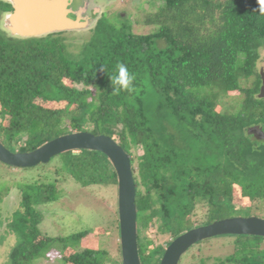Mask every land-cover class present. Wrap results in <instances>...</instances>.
I'll use <instances>...</instances> for the list:
<instances>
[{
	"label": "trees",
	"instance_id": "1",
	"mask_svg": "<svg viewBox=\"0 0 264 264\" xmlns=\"http://www.w3.org/2000/svg\"><path fill=\"white\" fill-rule=\"evenodd\" d=\"M159 3L143 20L157 28L154 33L135 35L102 16L75 47L77 53L65 49V39L59 37L63 33L23 39L0 32V143L24 153L73 132L110 137L130 158L139 229L157 216L176 239L192 228L250 210L235 209L234 190L241 202L255 207L264 203V140L248 133L258 128L264 138V98L258 97L256 69L259 51H264V0ZM5 5L0 1V18ZM121 63L134 76L130 91H114L117 86L110 81ZM251 78V86L244 88ZM235 91L240 99L229 107L226 99ZM59 156L62 169L55 173L62 179L70 176L82 187L117 183L101 153ZM59 182L52 178L21 185L16 212L0 215L1 232L16 240L6 264L51 263L45 250L54 243H59L60 254L72 251L62 263L104 264L108 255H115L118 261L112 264H119L114 211L101 227L112 239V254L105 248L77 251L73 246L87 231L72 235V244L42 235L38 207L56 200ZM138 230L141 264H158L153 256L162 247L144 255ZM230 237L246 241L253 252L218 259L219 264H264V250L259 251L264 238Z\"/></svg>",
	"mask_w": 264,
	"mask_h": 264
},
{
	"label": "rangeland",
	"instance_id": "2",
	"mask_svg": "<svg viewBox=\"0 0 264 264\" xmlns=\"http://www.w3.org/2000/svg\"><path fill=\"white\" fill-rule=\"evenodd\" d=\"M104 1H106L105 5L97 0H91L90 2L87 16L90 18L92 16V20L89 21L91 28L81 29L77 32H66L59 36L65 39L64 45L68 52L71 51L77 53L79 51L78 48L75 47L90 36L93 25L100 17H102L103 13V20L105 22L112 25L121 23L127 30L135 35H147L154 33L157 30L154 26L144 25L143 20L145 15L150 12H154L156 7L160 5L159 0H109V3L108 0ZM92 12L94 14H92ZM117 13L120 14L122 18L124 17V21L118 20L116 15ZM83 18L84 17H82V19ZM259 56L260 59L256 66L257 73L262 71L264 74V51L260 50ZM252 82L253 78H251L248 82H244V88L250 87ZM239 95L240 93L237 91L230 92L226 102L228 104L231 102L233 103V101H236V97L240 99ZM38 103L44 106L47 104L41 101ZM232 103L229 107H231ZM55 106L59 107V105ZM221 109L222 107L219 105L216 107L217 111H220ZM1 123L3 125L7 124L6 121H1ZM255 137L259 141L264 140L263 136H257L255 134ZM59 158L60 156H56L51 159L49 163L39 165L29 170H14L0 164V200L1 202L3 201L0 203V215L4 214L5 217H10L16 212L21 199V185L33 181L36 182L38 180L41 182H51L52 178L59 179L60 182L58 183L59 187L57 189L58 194L56 200L38 207L41 214L39 229L42 235L52 239L65 238L66 242L72 244V240L70 239L72 235L82 231H87V234L84 235L78 244L73 246L77 249V251L82 249H94L101 251L105 248L107 253L112 254V239L108 233H104L103 228L101 227L103 224H106L107 219L112 216L113 211L114 213H117L116 184H111L110 186L82 187L79 184L73 183V181L70 180V176L66 179H62V176H59L60 174L55 173L62 166L61 162L58 160ZM50 175L54 176L50 177ZM237 194L238 191L234 190L233 202L236 203L235 209L240 210L250 207V210H240L238 213L229 215L244 218L251 217L252 215V217L264 219V203H260L257 207H255V205H251L245 199L241 202ZM197 213L199 214L196 219H199L202 212L198 211ZM217 218L219 217L217 216ZM191 223L192 225L198 224L195 223V221H191ZM138 229L139 226L137 225V230ZM153 230L152 228H149L146 233L151 240L158 244L160 243V238ZM141 233L142 230L139 229L138 234ZM15 242L16 240L14 235L11 236L10 234L3 233L0 230V263L3 262L6 264L8 254ZM196 245L192 246L189 251L181 256L182 258L179 264H219L217 262L218 259L223 261L230 255L245 254V256H247L253 252V249L252 252L249 251L251 248V246L249 247V243H246V241H237L234 237L230 236L211 238L201 241ZM154 247V244L148 246L146 254L149 255L150 251ZM244 248L248 250H244ZM263 250L264 241L260 245L259 251L261 252ZM61 251L62 249L59 247V243L58 245L56 243L52 244V249L45 250V254L47 257H50L52 261L51 263L44 261V263L69 264L62 263L60 261L67 258L72 251L66 250L65 253L62 252L60 254ZM110 256L108 255L106 257L107 259L105 260L108 261L104 264H112L114 261H118V258L115 259V255L114 258Z\"/></svg>",
	"mask_w": 264,
	"mask_h": 264
},
{
	"label": "water",
	"instance_id": "3",
	"mask_svg": "<svg viewBox=\"0 0 264 264\" xmlns=\"http://www.w3.org/2000/svg\"><path fill=\"white\" fill-rule=\"evenodd\" d=\"M12 12L4 16V28L17 38H38L53 33L86 29L87 20L72 14L70 0H4ZM80 20H84L80 22ZM259 98H264V74L259 73ZM256 129L248 133L256 134ZM258 131V130H257ZM260 132V131H259ZM262 136V133L260 132ZM71 151H93L103 154L117 178V215L120 264H141L137 246L136 187L128 154L110 137L87 132H73L57 137L31 152H11L0 143V163L17 170L45 165L56 156ZM250 236L264 238V219L232 217L195 227L176 239L168 247L159 264H178L190 248L215 237Z\"/></svg>",
	"mask_w": 264,
	"mask_h": 264
},
{
	"label": "flooded vegetation",
	"instance_id": "4",
	"mask_svg": "<svg viewBox=\"0 0 264 264\" xmlns=\"http://www.w3.org/2000/svg\"><path fill=\"white\" fill-rule=\"evenodd\" d=\"M1 2H3L4 4H7L8 6H10V11L9 10H7V5H5L6 6V10L3 12V13H1V18H0V32L2 33V34H6V36H11V37H13L5 28H4V24H3V21H4V16L6 15V14H8V13H11L13 10H12V6L10 5V4H8L7 2H5L4 0H0ZM71 1V4H70V6H68V9H71V11H72V14L70 15V16H72L73 15V13H77L78 15H79V17L80 18H82V17H84V20L86 19H88L87 20V24L89 23V21L90 20H92V16H91V18L89 17V16H87V14H88V7H89V5H90V2H91V0H70ZM98 2H101V3H103L104 5H105V3H106V1H104V0H97ZM108 3H109V0H108ZM108 3H107V5H108ZM9 8V7H8ZM100 9V8H99ZM92 14H94L93 12H92ZM104 14V13H103ZM103 14H102V16H103ZM117 15V17L119 18V19H123L122 18V16L120 15V14H116ZM72 18H74L75 19V16H72ZM84 20H80V22H83ZM2 21V22H1ZM91 28V27H90ZM71 32H75V31H71ZM77 32V31H76ZM256 131V135L257 136H261L260 135V132L259 131H257V130H255ZM173 205H174V203H173V197L171 198V202H170V207L171 208H173ZM168 206V205H167ZM176 212H177V210H176ZM177 217V216H176ZM163 226H164V218L163 219H160L159 217H157V216H154L153 218H152V220L150 221V223H148V225H147V227L145 228V227H143V231H142V233H141V235H140V237L141 238H143L142 239V243H143V246L146 248V251H145V253H144V255H147L146 253H147V250H148V246H150V245H155V247L150 251V253L151 252H154L155 251V249L157 248V247H162V252H160V254L159 253H156V254H154L155 256H153L155 259H157L158 261H159V259H160V257H161V255L163 254V252H164V250H165V248L171 243V241H172V233L171 232H169V231H164L163 230ZM149 228H152V230L154 231V233L160 238V243H158V244H156V242L155 241H153V240H151L150 238H149V236H148V234L146 233L147 232V230L149 229ZM163 239V240H162ZM174 240V239H173ZM142 246V247H143ZM141 251V250H140ZM149 253V254H150Z\"/></svg>",
	"mask_w": 264,
	"mask_h": 264
},
{
	"label": "clouds",
	"instance_id": "5",
	"mask_svg": "<svg viewBox=\"0 0 264 264\" xmlns=\"http://www.w3.org/2000/svg\"><path fill=\"white\" fill-rule=\"evenodd\" d=\"M96 23V22H95ZM95 25V24H94ZM94 25H93V27H94ZM92 27V28H93ZM87 28H90V24H89V26L87 27ZM79 30H81V29H79ZM92 30V29H91ZM73 31H78V30H73ZM68 32H71V31H68ZM61 33H66V32H61ZM54 34V33H53ZM57 34V33H56ZM50 35V34H49ZM17 38V37H16ZM259 74V73H258ZM133 80H134V76L133 75H131L130 73H129V71H128V68L124 65V64H117V66H116V71H115V73L110 77V81H111V83L113 84V85H116L117 87L114 89V91H119V90H121V89H126V90H131V84H132V82H133ZM131 168H132V166H131ZM132 174V173H131ZM134 179V178H133ZM117 184V183H116ZM136 187V186H135ZM137 210V209H136ZM136 228H137V221H136ZM173 241V240H172ZM171 241V242H172ZM137 246H138V236H137ZM168 247V246H167ZM166 247V248H167ZM165 248V249H166ZM189 251V250H188ZM164 252H165V250H164ZM164 254V253H163ZM138 256H139V251H138ZM162 256L163 255H161V257H160V259H159V261H158V264H159V262H160V260H161V258H162ZM139 259H140V256L138 257ZM140 263H141V260H140ZM180 263V262H179ZM178 263V264H179ZM119 264H120V262H119Z\"/></svg>",
	"mask_w": 264,
	"mask_h": 264
}]
</instances>
